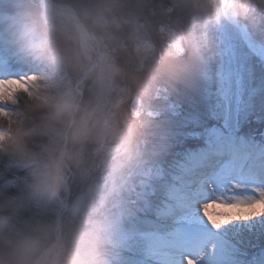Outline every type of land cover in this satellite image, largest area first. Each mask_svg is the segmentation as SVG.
<instances>
[{"label": "rangeland", "instance_id": "rangeland-1", "mask_svg": "<svg viewBox=\"0 0 264 264\" xmlns=\"http://www.w3.org/2000/svg\"><path fill=\"white\" fill-rule=\"evenodd\" d=\"M222 1L239 26L222 17L221 0H0V128L30 133L23 158L0 153V217H8V231L37 233L58 264L69 239L86 229L88 264H119L116 242L125 222L135 214L155 219L152 211H139L136 195L150 170L158 164L169 172L185 152L203 148L207 132L224 129L225 108L236 136L264 148V67L246 44L264 46V0H252L250 8L248 0ZM82 27L116 37L91 51L99 69L106 47L116 49L110 63L118 71L109 88L35 54L81 50ZM221 66L234 73L227 96L220 91ZM57 92L98 109L120 137L118 149L108 135L82 145L84 167L68 168L49 199L29 188L49 142L34 102ZM162 183L152 181L153 205ZM242 240L240 258L259 264L264 236L250 232Z\"/></svg>", "mask_w": 264, "mask_h": 264}, {"label": "snow or ice", "instance_id": "snow-or-ice-1", "mask_svg": "<svg viewBox=\"0 0 264 264\" xmlns=\"http://www.w3.org/2000/svg\"><path fill=\"white\" fill-rule=\"evenodd\" d=\"M233 74L219 69L222 95ZM225 114L224 129L207 132L203 148L185 152L169 172L158 164L150 170L136 195L139 211L155 219L135 214L125 222L116 242L119 264H247L240 258L243 234L264 236V148L238 138L231 110ZM153 179L163 182L155 205Z\"/></svg>", "mask_w": 264, "mask_h": 264}, {"label": "clouds", "instance_id": "clouds-1", "mask_svg": "<svg viewBox=\"0 0 264 264\" xmlns=\"http://www.w3.org/2000/svg\"><path fill=\"white\" fill-rule=\"evenodd\" d=\"M251 6L252 0H248L247 7ZM80 39L81 50H58L52 47L34 51L38 57L91 76L101 88L111 87L118 71L110 63L115 47H106L103 66L99 69L90 60L92 47L97 41L111 45L116 37L82 28ZM34 105L41 116L40 132L49 138V142L42 146L44 159L33 173L29 188L34 194L51 199L62 187L68 168L84 167L85 160L80 151L82 145L108 135L113 138L118 149L120 132L116 126L106 128L98 109L82 106L72 96L59 92L37 96ZM0 125H3V120H0ZM29 135L28 131L20 127L0 128V153L23 158L28 152ZM7 224L8 217H0V264H51V254L43 247L37 233H12L8 231ZM87 240L86 229L74 234L66 246V255L58 258V264H88L86 255H83ZM77 252L80 254L73 256Z\"/></svg>", "mask_w": 264, "mask_h": 264}, {"label": "water", "instance_id": "water-1", "mask_svg": "<svg viewBox=\"0 0 264 264\" xmlns=\"http://www.w3.org/2000/svg\"><path fill=\"white\" fill-rule=\"evenodd\" d=\"M221 12H222V16L230 23V24H236V25H238L236 22H235V20H233V19H230V18H227L226 16H225V14H224V8H223V1L221 0ZM83 28V27H82Z\"/></svg>", "mask_w": 264, "mask_h": 264}, {"label": "trees", "instance_id": "trees-1", "mask_svg": "<svg viewBox=\"0 0 264 264\" xmlns=\"http://www.w3.org/2000/svg\"><path fill=\"white\" fill-rule=\"evenodd\" d=\"M1 213H4L3 211H1Z\"/></svg>", "mask_w": 264, "mask_h": 264}]
</instances>
